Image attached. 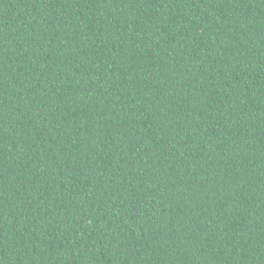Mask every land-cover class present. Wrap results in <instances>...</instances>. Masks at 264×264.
I'll return each mask as SVG.
<instances>
[{"label": "trees", "instance_id": "obj_1", "mask_svg": "<svg viewBox=\"0 0 264 264\" xmlns=\"http://www.w3.org/2000/svg\"><path fill=\"white\" fill-rule=\"evenodd\" d=\"M0 264H264V0H0Z\"/></svg>", "mask_w": 264, "mask_h": 264}]
</instances>
